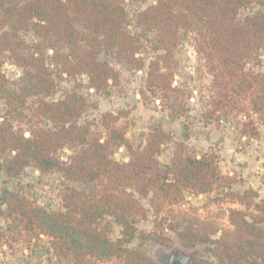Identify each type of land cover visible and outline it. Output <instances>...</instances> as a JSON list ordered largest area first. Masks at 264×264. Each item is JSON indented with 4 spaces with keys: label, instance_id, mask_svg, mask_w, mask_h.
<instances>
[{
    "label": "trees",
    "instance_id": "obj_1",
    "mask_svg": "<svg viewBox=\"0 0 264 264\" xmlns=\"http://www.w3.org/2000/svg\"><path fill=\"white\" fill-rule=\"evenodd\" d=\"M257 4L261 9L239 16V11ZM127 12L122 0H0V57L10 51L13 61L23 69V76L42 93L34 109L38 122L25 137L23 132L0 124V153L5 158L0 170L9 179L19 176L32 164L40 172L56 171L63 179L80 187H66L62 196L65 211H50L14 190H4L0 213L12 238L45 236L55 255L67 264H90V258L118 259L120 264H160L137 249L125 246L135 235L137 218L146 210L133 190L148 197L153 212L183 201L185 191L202 194L214 186H231L234 180L217 168L215 156L185 152L177 142L169 162L162 165L157 155L170 137L162 127H151L144 144L133 148L125 137L118 116L100 115L102 131L95 133L89 122L79 123L89 102L76 87L65 89L61 98L46 100L54 89L53 74L87 77V88L107 94L118 81V71L99 58L100 52L114 55L130 68L144 71V89L156 93L160 106L171 119L187 118L184 97L187 91L173 85L176 67L175 49L181 33L193 34V48L204 61L210 82L208 99L201 113L204 121L222 122L223 116L238 113L242 134L258 136L251 113L264 124V72L247 69L259 51L264 50V0H152L136 15L142 31H127ZM31 31L37 39L29 48L19 36ZM155 32L154 48L160 50L147 65L135 57L140 51V36ZM52 50L54 70L46 65L43 49ZM55 71V72H54ZM7 79L0 69V99L16 109L20 96L10 93ZM46 120L49 125H39ZM190 122L183 124L188 139ZM125 146L130 159L113 160V148ZM59 148L72 152L66 160L54 153ZM232 202L244 209L230 208L229 226L220 230L215 222L199 218L186 219L178 211L181 227L169 225L185 248L203 246L213 260L196 257L203 264H264V199L255 200L251 189L227 192ZM4 205L5 209L1 206ZM170 209V208H169ZM111 216L121 226L122 236L108 238L98 227ZM154 239L163 240L157 235ZM208 244H211L210 248ZM207 249V250H206Z\"/></svg>",
    "mask_w": 264,
    "mask_h": 264
},
{
    "label": "rangeland",
    "instance_id": "obj_2",
    "mask_svg": "<svg viewBox=\"0 0 264 264\" xmlns=\"http://www.w3.org/2000/svg\"><path fill=\"white\" fill-rule=\"evenodd\" d=\"M127 12L126 29L131 34H139L142 29L136 25V15L149 5L152 0H122ZM261 9L257 4L250 5L239 11V16ZM20 38L29 47L37 41L31 31L19 32ZM155 32H148L146 36H140V51L135 55L141 58L144 66L160 50L154 48ZM46 57V65L54 70L52 64V50L43 49ZM176 67L172 83L175 86L187 91L184 97L187 118L171 119L167 116L166 109L160 106L156 93L146 91V97H141V90L144 89V71L130 68L119 61L114 55L105 52L99 53V58L107 61L118 71V81L109 86L107 94L87 88V77L76 75L53 74L54 89L50 95H44L46 100H56L62 97L65 89L76 87L79 93L83 94L89 102L88 109L81 115L78 122H89L93 132L98 133L103 129L100 126V115L110 112L118 116L116 124L123 126L125 137L133 148L144 144L148 133L154 125H160L169 134V139L160 147L157 155L158 161L164 165L176 147L177 142H183L185 152L200 156L204 153L213 154L220 173L230 176L234 182L231 186H214L211 191L202 194H193L185 191L183 201L170 207L163 208L158 214L153 212L147 197H141L137 192L134 196L139 199L145 207L146 215L135 220V235L125 244L128 248L139 250L141 253L152 257L160 264H165L168 254L178 252L190 256L189 264L194 263L196 257L213 260L210 253L205 252L203 246L185 248L180 244L176 233L169 229V225L182 226L178 211L186 213L185 218H199L215 222L220 230L212 235L215 239L221 230L228 227L227 214L230 208L244 209L240 204L232 202L227 192L241 191L251 188L257 193L256 201L264 199V192L260 188L264 184V124L259 123L256 115L251 113L254 126L258 136H245L242 134L241 121L245 120L243 115L231 113L223 116L222 122L216 120L204 121L201 113L206 107L208 99L207 85L210 76L206 72L205 64L200 55L196 54L193 48V34L191 32L181 33L180 43L175 51ZM247 69L256 72H264V50L259 51L251 62L246 65ZM0 69L4 73L10 93L20 96L21 105L16 109L8 106L6 99H0V124L11 126L15 131L23 132L25 137L29 136L30 129L38 122L34 114L37 99L42 93L35 91L33 82L23 76L21 66L15 64L12 55L8 50L1 52ZM55 72V71H54ZM190 122L188 139L182 137L183 124ZM39 125H49L43 120ZM72 151L68 148H59L55 151V157L66 160ZM0 153V162L5 158ZM110 157L120 163L127 162L129 152L125 146L113 148ZM235 167L231 168L230 165ZM80 187L75 182L63 179L56 171L40 172L29 164L19 176L7 178L0 170V197L4 190H14L23 194L27 199L50 211H65L62 205V196L66 187ZM257 189V190H256ZM5 209V206H1ZM170 208V209H169ZM6 226V221L0 213V235ZM98 227L105 231L108 238L116 240L122 236L121 226L114 218L105 215L98 223ZM157 235L164 236L163 240L154 239ZM13 235L7 233L5 237L0 236V264H67L64 258L55 255L50 241L45 236L28 238L22 236L13 240ZM210 248L211 244H208ZM207 250V249H206ZM162 262V263H161ZM90 264H120L118 259L90 258Z\"/></svg>",
    "mask_w": 264,
    "mask_h": 264
},
{
    "label": "water",
    "instance_id": "obj_3",
    "mask_svg": "<svg viewBox=\"0 0 264 264\" xmlns=\"http://www.w3.org/2000/svg\"><path fill=\"white\" fill-rule=\"evenodd\" d=\"M189 260L190 256L188 254L178 252L176 254H172L165 264H189Z\"/></svg>",
    "mask_w": 264,
    "mask_h": 264
},
{
    "label": "crops",
    "instance_id": "obj_4",
    "mask_svg": "<svg viewBox=\"0 0 264 264\" xmlns=\"http://www.w3.org/2000/svg\"><path fill=\"white\" fill-rule=\"evenodd\" d=\"M230 167H231V168H234L235 165L231 163ZM256 190H257V189H256ZM260 190H261L262 192H264V184H263V186L260 188Z\"/></svg>",
    "mask_w": 264,
    "mask_h": 264
},
{
    "label": "flooded vegetation",
    "instance_id": "obj_5",
    "mask_svg": "<svg viewBox=\"0 0 264 264\" xmlns=\"http://www.w3.org/2000/svg\"><path fill=\"white\" fill-rule=\"evenodd\" d=\"M175 254H176V253H175ZM171 255H172V254H168V257H167L166 261L169 259V257H170ZM166 261H165V262H166ZM161 263H162V262H161Z\"/></svg>",
    "mask_w": 264,
    "mask_h": 264
}]
</instances>
